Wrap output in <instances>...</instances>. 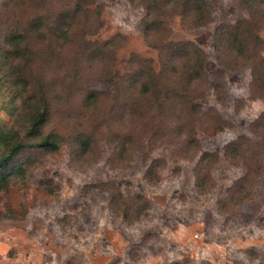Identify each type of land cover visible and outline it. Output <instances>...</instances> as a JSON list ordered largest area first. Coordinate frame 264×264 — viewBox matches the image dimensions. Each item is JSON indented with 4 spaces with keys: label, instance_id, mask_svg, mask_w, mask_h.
<instances>
[{
    "label": "rangeland",
    "instance_id": "obj_1",
    "mask_svg": "<svg viewBox=\"0 0 264 264\" xmlns=\"http://www.w3.org/2000/svg\"><path fill=\"white\" fill-rule=\"evenodd\" d=\"M142 1L157 32L131 0H0V129L24 141L2 169L0 264H264V0ZM142 83L154 98L140 103ZM47 136L58 150L39 147ZM239 139L245 157L226 156ZM114 190L135 203L130 223Z\"/></svg>",
    "mask_w": 264,
    "mask_h": 264
},
{
    "label": "trees",
    "instance_id": "obj_2",
    "mask_svg": "<svg viewBox=\"0 0 264 264\" xmlns=\"http://www.w3.org/2000/svg\"><path fill=\"white\" fill-rule=\"evenodd\" d=\"M134 3H140L142 5V7L145 8L146 10V18L144 21V25L149 27V30H152V32H157V28L152 29V25L154 23V17H155V12L153 9V5L151 3H145L142 0H131ZM171 1V0H169ZM177 1V0H176ZM182 1V0H181ZM186 3V6L188 7L191 6V4H193L192 2L196 1V0H183ZM251 2V0L249 1ZM188 3V5H187ZM196 4V7H198V4ZM254 6V4L252 5ZM193 7V6H192ZM196 7L194 6L193 9L195 11V14L197 13ZM154 15V16H153ZM197 19H195L196 21ZM152 22V25H151ZM197 24H201V21H197ZM156 25V24H155ZM104 45H110L109 43H105ZM143 63H146L143 62ZM139 62L136 60L131 59L129 61V65L134 68L131 69L134 72H136V74L138 76L142 77V72H140V70H142L143 68L139 69L138 66ZM142 64H140L141 66ZM253 78H252V92H256V91H260L262 92L261 95L264 98V64H254L253 65ZM135 67L137 69H135ZM149 72L151 74H153L154 76H158L160 75V73L157 72V70H155L154 68L150 67L148 68ZM133 96L136 98L137 102H142L143 100H145L146 98H150L153 97L154 98V92L151 90V88H148V85H145L142 83L141 86L136 85L133 87ZM102 93H91L87 99L86 102L88 103V105L91 104H95L97 103L100 99H101ZM161 98V104H169V99H166L165 97H160ZM149 102V101H148ZM159 102V99H158ZM150 111L151 108L149 105H144L142 108H137V116H139L141 118V116H143L144 114V110L143 109H147ZM37 109V108H36ZM156 109V107H155ZM154 107L152 108V112L155 111ZM50 115V110L48 107L44 106L43 110H38L34 112V115L32 117V123L30 125L29 132L31 134V136H40L41 135V130L42 128L45 126V124H47V120L49 118ZM154 118V117H152ZM255 127L257 128V130L264 132V113H262V115L257 119V121L255 122ZM130 133L126 134V138L128 140L126 141H122L119 133L115 134V137L113 138V140H115L116 145H115V156H121L122 153H124L126 150H128L129 146H130V141L131 140L127 135ZM242 139H239L237 141L231 142L225 151L226 156L228 157H240L241 155H243V151H242ZM126 143V144H125ZM0 145L3 147V154H0V188H4L8 185L9 181L7 176L4 174V172L2 171L3 168H8V166L10 165V163L12 161H14V159L16 158V156L19 154V152L21 151V149L24 147V141L22 139L19 138V134L14 133V132H9V130H4V129H0ZM82 147L89 149L90 147V143L87 142H83ZM39 147L44 148L48 151H56L59 149V144L57 142V136H47L44 139L41 140V142H39ZM246 153V155H248L249 152H244ZM251 154V153H250ZM194 156V155H193ZM245 157V155H243ZM155 164V162L153 163ZM153 164L149 165L147 167L146 170V176H147V181L151 184H157L159 182L158 179H155L156 176H154L155 174L153 173ZM20 168V169H19ZM16 170H20V172H25L24 166L20 167L18 166ZM249 176V172L246 174V176L244 177V179L236 184H234V186L232 187V191L237 192L239 189H241L243 187V185L245 184L246 181H248V177ZM197 187L198 190H203L204 185L201 184L199 182V180L197 181ZM111 194V201H110V205L111 208L118 214H120L124 220L127 223H130L131 219L130 214L132 211V207L134 206V201L129 199L127 195H124L122 192L118 191V190H114V191H110ZM246 201V200H245ZM241 204H244V199H242ZM139 217H136V219H138Z\"/></svg>",
    "mask_w": 264,
    "mask_h": 264
}]
</instances>
